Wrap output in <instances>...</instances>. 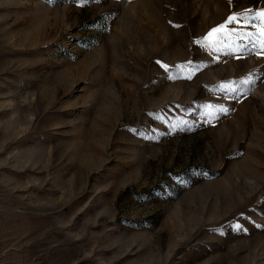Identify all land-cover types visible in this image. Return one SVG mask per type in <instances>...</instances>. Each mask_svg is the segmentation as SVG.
Returning a JSON list of instances; mask_svg holds the SVG:
<instances>
[{"label": "rangeland", "instance_id": "obj_1", "mask_svg": "<svg viewBox=\"0 0 264 264\" xmlns=\"http://www.w3.org/2000/svg\"><path fill=\"white\" fill-rule=\"evenodd\" d=\"M260 11L0 0V264H264Z\"/></svg>", "mask_w": 264, "mask_h": 264}, {"label": "snow or ice", "instance_id": "obj_2", "mask_svg": "<svg viewBox=\"0 0 264 264\" xmlns=\"http://www.w3.org/2000/svg\"><path fill=\"white\" fill-rule=\"evenodd\" d=\"M255 18H257V19H259V20L261 21L262 27H261L260 31H261V35L264 36V11H260V12L256 13V14H255ZM238 19H239V17H238L237 15H235V14H234V15H231V16L228 17V19H227V21L225 22V24H232V23H235V22L238 21ZM243 19H244L245 21H247L249 18H248L247 16H244ZM225 24L220 25L218 28H214V29H212V30L208 33V35L204 38V41L206 42V46H207L208 48L213 49V50H216V44L213 43V41L210 40L209 38L212 37L214 33H218V32H222V31H224V29H225ZM175 26H176V27H179V25H175ZM249 35L251 36L252 34L249 33ZM195 42H196L197 44H200V43H201L200 40H197V41H195ZM256 43H257V41H256L255 38H254L253 41H252V45H253L254 48L256 47ZM259 46H260V48L264 49V39H261V40L259 41ZM157 63H160V62L158 61ZM161 67H162L166 72L169 71V66H168L167 64H161ZM177 68L179 69V68H181V66L178 65ZM241 83L249 84V83H253V81H251V80H243V81H241ZM220 111H226V109L221 108Z\"/></svg>", "mask_w": 264, "mask_h": 264}]
</instances>
